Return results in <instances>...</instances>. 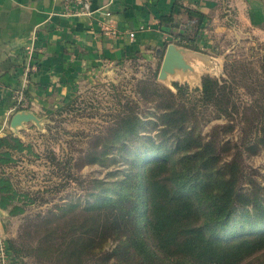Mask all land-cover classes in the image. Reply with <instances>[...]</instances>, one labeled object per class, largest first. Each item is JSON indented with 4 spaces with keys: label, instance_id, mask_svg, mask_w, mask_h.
<instances>
[{
    "label": "rangeland",
    "instance_id": "374dc122",
    "mask_svg": "<svg viewBox=\"0 0 264 264\" xmlns=\"http://www.w3.org/2000/svg\"><path fill=\"white\" fill-rule=\"evenodd\" d=\"M224 45L228 51L221 53L218 76L223 74L231 84L237 110L230 107L218 115L212 106L205 108L198 99L201 83L187 84L186 94L172 102L195 107L190 125L202 136L215 135L220 143L228 142L230 150L222 155V162H236L239 191L252 190L260 197L264 145L256 153L244 147L261 136L264 123V46L234 37ZM155 63L149 56H139L112 65L81 85L68 102L37 115L38 124L26 122L9 134L25 147L10 148L9 158L1 155L6 147L0 148V177L17 193L8 209L13 205L23 209L16 214L7 209L2 218V233L15 264H127L137 257L124 246L125 233L107 239L102 247L96 244L82 257L71 254L72 241L83 233L80 225L87 216L97 221L93 208L99 199L119 194L113 184L129 175L134 160L128 149L145 150L146 138L164 127L159 116L167 95L162 87H170L158 79ZM170 90L176 92L174 87ZM134 123L142 139L127 134ZM241 218L235 213L232 222L239 235L249 227ZM113 250L116 254L110 257ZM257 255L264 259V249Z\"/></svg>",
    "mask_w": 264,
    "mask_h": 264
},
{
    "label": "trees",
    "instance_id": "16d2710c",
    "mask_svg": "<svg viewBox=\"0 0 264 264\" xmlns=\"http://www.w3.org/2000/svg\"><path fill=\"white\" fill-rule=\"evenodd\" d=\"M176 11L178 8L173 13ZM173 13L161 19V31H168L163 26H172ZM173 86L176 92L162 87L167 95L159 116L164 127L155 137L146 138L149 142L144 141L145 150L128 149L134 160L129 175L113 184L119 194L99 199L93 208L97 221L93 215L82 221L83 233L72 241L71 254L82 257L96 244L102 247L107 239L125 233L124 246L137 256L127 264H264V259L257 257V252L264 249V193L259 197L252 190L239 191L236 162H222V155L230 150L228 142L220 143L215 135L202 136L196 126L190 125L195 120V107L172 102L174 97L186 94L188 86L178 82ZM197 90L201 104L212 106L218 115L230 107L237 110L234 91L223 74H204ZM136 126L129 125L127 134L142 139ZM261 145L264 123L261 136L248 141L244 150L256 153ZM3 146L6 149L0 153L7 158L10 148H25L12 135L0 137V148ZM16 194L0 177V208L7 210ZM7 211L16 214L23 209L13 205ZM235 213L242 216V224L249 226L243 235L232 223ZM94 225L95 231H90ZM115 254L113 250L110 257Z\"/></svg>",
    "mask_w": 264,
    "mask_h": 264
},
{
    "label": "crops",
    "instance_id": "0c3cea01",
    "mask_svg": "<svg viewBox=\"0 0 264 264\" xmlns=\"http://www.w3.org/2000/svg\"><path fill=\"white\" fill-rule=\"evenodd\" d=\"M92 7L90 16H69L62 0H0V137L14 134L8 112L28 44L36 62L28 110L38 116L68 102L112 65L149 56L157 68L169 43H188L213 60L192 59L199 78L219 75L229 38L264 46V0H92ZM172 13V26H163L168 33L161 31V19ZM5 211L0 208L1 234Z\"/></svg>",
    "mask_w": 264,
    "mask_h": 264
},
{
    "label": "water",
    "instance_id": "95a60500",
    "mask_svg": "<svg viewBox=\"0 0 264 264\" xmlns=\"http://www.w3.org/2000/svg\"><path fill=\"white\" fill-rule=\"evenodd\" d=\"M193 58H201L204 62H212L213 60L206 54L177 45L176 43L167 44L161 64L158 70V79L166 84L169 89L173 86V81L179 78V84L199 85L201 78L198 71L193 68L190 62ZM193 75L195 78H190ZM184 79H187L186 81ZM196 80L197 84L193 82ZM26 122L39 123L40 118L31 110H20L15 112L9 120V126L14 133Z\"/></svg>",
    "mask_w": 264,
    "mask_h": 264
},
{
    "label": "built area",
    "instance_id": "2783aa9c",
    "mask_svg": "<svg viewBox=\"0 0 264 264\" xmlns=\"http://www.w3.org/2000/svg\"><path fill=\"white\" fill-rule=\"evenodd\" d=\"M64 14L69 16H90L94 9L92 7V0H62ZM25 61L22 68L20 83L16 88L12 104L9 108L8 114L12 116L15 112L20 110H28L31 103L26 95V89L29 82L30 73L36 69V62L34 57V46L28 44L25 46ZM0 264H15L13 257H11L7 242L0 233Z\"/></svg>",
    "mask_w": 264,
    "mask_h": 264
}]
</instances>
